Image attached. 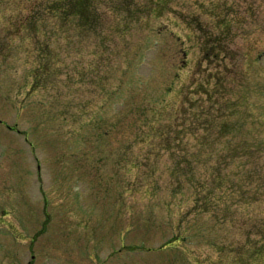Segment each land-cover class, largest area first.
<instances>
[{"label": "rangeland", "instance_id": "rangeland-1", "mask_svg": "<svg viewBox=\"0 0 264 264\" xmlns=\"http://www.w3.org/2000/svg\"><path fill=\"white\" fill-rule=\"evenodd\" d=\"M54 1L0 0V264H264V0Z\"/></svg>", "mask_w": 264, "mask_h": 264}, {"label": "trees", "instance_id": "trees-1", "mask_svg": "<svg viewBox=\"0 0 264 264\" xmlns=\"http://www.w3.org/2000/svg\"><path fill=\"white\" fill-rule=\"evenodd\" d=\"M49 4L53 3L51 1L48 2ZM55 5L59 8V10L56 12L57 14V18H61V19H66V17L68 16L67 14L68 12V7L71 8V14L74 13L77 15V20H84L86 21L87 26H85L84 29H89V31H95L97 30V23L93 24V20L94 17H96L95 19L98 18L97 12H96V8L94 9L93 6H91V0H55L54 1ZM61 9H63L62 12ZM222 12H220V14L218 13V15H221ZM227 15L226 11H225V15L223 17H221V19L219 20L218 24L216 23V29L212 30L213 34L216 35H229L234 33V29L236 27V19L237 17L235 15L229 16L232 19L228 20L227 19ZM60 16V17H58ZM227 16V17H226ZM90 22V23H88ZM92 23V24H91ZM60 24V23H59ZM80 26V25H79ZM59 27V25H58ZM120 27H118L119 29ZM245 31V30H244ZM88 32V30H87ZM238 33V32H237ZM212 34V35H213ZM227 37V36H224ZM214 39L217 41V43L219 44L218 40L215 38ZM255 47V44L253 42H250V46H249V50H246L247 52H245V57H247V59L251 60V55L247 56L248 53H250L251 50H253ZM54 65V58L53 57H49L42 59V62L39 64V67H42L47 69L48 71H50V73L52 72L51 67ZM242 88V86H241ZM236 89V87H235ZM233 86H231L230 88H228V91L226 93H224L221 96H215L216 99H210V107H212V110L208 112L209 115H211L208 119V121H206V123L208 122V124H204L203 127H206L208 129V131L210 129L213 128V126L218 124L219 119L222 116H226L228 114L229 119L225 120L223 119V122H221L219 125H223L224 127H228L230 126L231 130L235 131L236 133L242 132L243 128H244V123L239 117L242 114L241 111V105L237 103L236 99H234V97H238L236 92H238L237 90H235ZM226 90V88H225ZM236 91V92H235ZM227 112H226V110ZM227 117V118H228ZM238 122L240 124H238ZM202 127V126H201ZM240 145L248 147L247 143L243 140L242 142H240ZM234 152V150H232ZM250 154L251 153H246V156L244 153L239 154L241 156H243V158H246V160L250 161L252 159H250ZM238 153H235L234 156H237ZM219 183V182H218Z\"/></svg>", "mask_w": 264, "mask_h": 264}]
</instances>
